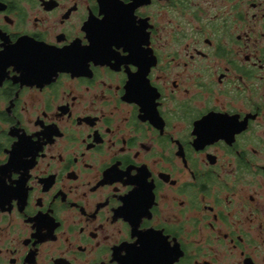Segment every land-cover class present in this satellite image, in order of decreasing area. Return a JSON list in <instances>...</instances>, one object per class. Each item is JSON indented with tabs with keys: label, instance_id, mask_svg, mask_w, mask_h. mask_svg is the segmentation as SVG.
Segmentation results:
<instances>
[{
	"label": "flooded vegetation",
	"instance_id": "obj_1",
	"mask_svg": "<svg viewBox=\"0 0 264 264\" xmlns=\"http://www.w3.org/2000/svg\"><path fill=\"white\" fill-rule=\"evenodd\" d=\"M127 4L0 0V47L29 57L0 65V264H172L145 231L178 264H264V0ZM105 12L91 50L54 54ZM131 29L152 44V114L109 53ZM206 115L225 119L199 134Z\"/></svg>",
	"mask_w": 264,
	"mask_h": 264
},
{
	"label": "snow or ice",
	"instance_id": "obj_2",
	"mask_svg": "<svg viewBox=\"0 0 264 264\" xmlns=\"http://www.w3.org/2000/svg\"><path fill=\"white\" fill-rule=\"evenodd\" d=\"M121 3L127 6V0H121ZM108 13L105 12L99 18H95V23L93 19L89 21L90 28L85 30L87 35L85 37L78 38L79 44L76 45V51L73 49H65L64 51L57 52L55 55L58 57H72L78 56L81 53L87 52L94 47V42L97 41V32L96 25L103 23L108 19ZM135 15V11L132 13ZM118 42L112 43L109 48V53H112L113 45L116 49H121L126 54L124 63L131 66L136 65V67H129V74L132 75V83L136 86L138 90L137 102L144 105L145 111L149 114L155 113L160 107H162V102L157 100L156 96V87L152 84L153 77L151 72V65L153 63L152 56V44L149 42L147 37H142L138 30H130L126 34L119 36L117 38ZM11 48L6 53L4 47H0V65H4L3 71L8 68V64L5 61L9 58L13 60L11 64H15L17 70L25 71L28 67L29 57L25 52V44L21 42L14 44L10 42ZM56 50L55 48H53ZM58 71H67V70H58ZM2 73V72H0ZM162 79L163 76L161 75ZM224 117L215 116V115H206L204 116L200 123L197 125L196 131L199 134H204L210 129L213 128L216 122L224 120ZM50 132L53 130H49ZM18 148L21 150V155L23 154V144L18 145ZM10 165V164H8ZM4 168V167H0ZM115 172V170H114ZM11 175V174H10ZM116 178L120 179L121 174L116 173ZM139 178L136 180H127V183H137ZM139 190V184L138 189ZM135 195V192L133 193ZM174 215V213H170ZM170 218V216H169ZM136 227H139V224L136 223ZM148 227H151L150 225ZM138 235L141 237L140 245H137L138 248H141L145 244L146 240L152 239L155 241L156 249L162 254L163 257L171 259L172 264H178L179 256H177L176 249L172 248L169 241L164 238L160 233L154 232H140Z\"/></svg>",
	"mask_w": 264,
	"mask_h": 264
}]
</instances>
